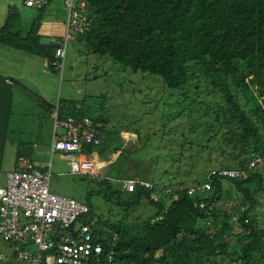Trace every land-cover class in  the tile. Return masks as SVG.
<instances>
[{
  "label": "trees",
  "instance_id": "1",
  "mask_svg": "<svg viewBox=\"0 0 264 264\" xmlns=\"http://www.w3.org/2000/svg\"><path fill=\"white\" fill-rule=\"evenodd\" d=\"M58 2L65 12L54 5ZM74 2L78 22L87 23L70 40L81 47L80 53L107 55L123 67L144 72V77L162 81L165 96L177 100L175 123L164 133L170 136L162 133L154 139L151 135L158 132L154 128L144 137L131 128L141 145L135 148L123 146L122 129L110 135L104 114L93 115L73 101L58 100L59 120L88 116L98 131L99 144H82L79 151L110 160L108 175L92 179L101 191L86 192L89 210L79 218L81 223L95 220L92 235L104 248L98 264H264V231L256 229L251 214L260 203L258 194L264 195V168L256 169L264 167V125L242 109L232 88L234 83L249 100L260 97L254 111L264 110V0ZM33 9L37 14L22 34L12 26L18 11L9 7L0 27V43L45 60L58 88L57 73L63 72L70 41L65 54L56 56L58 44L48 41L51 37L39 28L47 10L49 16L63 18L66 27L67 6L64 0H48ZM40 99L49 110L55 106ZM185 111L188 117L178 121ZM23 151L18 148L17 156L25 155ZM147 152L152 170H162L166 182L153 176L151 188L137 185L128 191L122 180L132 178L127 172L130 165L139 178L143 172L154 175L149 169L140 170L133 158L134 153ZM257 156L262 161L249 168ZM221 169L244 171L245 177L218 174ZM207 180L210 188L201 190ZM189 188H194L190 194ZM98 192L107 200L115 199L121 212L118 222L95 216L90 200ZM159 193L170 196V203L166 205ZM230 199L247 203L238 218L246 233L232 232V217L219 205ZM106 223L109 232L103 228ZM114 236L110 262L107 254Z\"/></svg>",
  "mask_w": 264,
  "mask_h": 264
},
{
  "label": "rangeland",
  "instance_id": "2",
  "mask_svg": "<svg viewBox=\"0 0 264 264\" xmlns=\"http://www.w3.org/2000/svg\"><path fill=\"white\" fill-rule=\"evenodd\" d=\"M54 5L60 6L62 11L65 12L59 2L54 3ZM15 7L18 11L19 17L13 19L12 26L20 29L21 33L24 34L29 28L28 25L30 20L37 14V11L24 6L23 3L18 4L17 6L15 5ZM51 8L54 7L51 6ZM46 12L48 13V10ZM58 17L55 16V20L53 21H48V17H45L41 22V27L39 28L40 33L46 34L57 40L64 37L66 31L65 20ZM75 35L76 33H72V38L68 39V42L72 40ZM48 41L50 40L48 39ZM52 43H54V39L52 40ZM58 43L60 42L58 41L56 45ZM0 45L12 48L1 43ZM12 49L15 50V48ZM80 50L81 47L74 41L69 42L63 72L61 75L60 73H57L60 82L58 84V99L62 98L67 101H73L76 106L84 107L93 115L104 114L107 118L108 125L106 130L110 131V135L114 133L112 131H116V128L128 130L133 128L136 129V134L147 137V133H152L154 128H156L158 132L155 135L150 134L152 138H154L153 136L159 138L162 136V133L163 137L170 136L169 134L166 135L164 133H166L168 128L175 123L172 119L176 116L174 109L177 104V100L173 97L168 98L165 96L166 93L163 92L165 86L162 84V81L152 77H144V72H135L128 67H123L114 62L107 55L99 56L90 52L80 53ZM2 53L3 52L0 53V63L6 58L5 55H1ZM27 60L28 57L23 59L24 65H28ZM70 66L73 67V71L69 70ZM27 69L30 70L31 75L37 71L36 66L31 68L28 65ZM232 88L236 93L237 102L242 109L257 123L260 122L264 125L263 108L260 107L259 112L254 111L256 103L261 104V98L258 97L257 99L249 100L234 86V83L232 84ZM19 101L24 105L21 107L17 106L14 116L10 118V120H13L14 118L17 119L12 123L9 122L10 124L7 131V137L17 138L19 143L17 150L18 148L23 149L24 151H27L32 158L44 161V163L50 162L51 175L49 180V191L57 195L71 197L81 202H85L86 192L89 189L90 191L95 190V192L99 190L101 191V188L97 185L96 180H90L84 175L73 174L70 170L71 167L69 160L59 156L60 154L62 155L61 151L51 153L49 147L47 146L40 148L34 146L33 143H36V139L32 133L45 134L46 126L53 123L54 120L47 113L44 104H40L37 99H33V102L32 99L29 102V99L27 98ZM11 109L13 110V107ZM186 109L187 106L185 107V110ZM187 111H192V109H188ZM184 115L185 116L183 118L179 117L178 121L184 122L185 117H188L186 111ZM160 127H164L163 132L159 131ZM61 132V128H59L57 132L58 136L56 137H59ZM50 134L51 131L49 133V137ZM136 134L131 131L124 132L121 136L123 146L127 148L141 146ZM13 149L14 148L11 147L5 148L6 152H9L8 155H5L6 160H9L13 156ZM115 156L116 155H110V158L114 159ZM133 158L139 162L141 168L140 170L149 169L154 174L152 175L150 173L143 172L141 174L142 177L140 178L143 180L146 179L145 181L151 183V185L154 183L150 180L153 176L160 183L166 182L167 177L163 175L162 170H158L155 173L152 170L153 164L150 162L151 154L149 152L145 154L134 153ZM96 160L100 163V174H98L97 178L100 179L105 175H108L106 171L109 160L108 158H98L97 156ZM262 168L264 167L258 166L256 169L261 170ZM127 172L132 174L130 177L139 178L138 175H134L135 170L133 165H130ZM125 179L126 178L123 180ZM112 185L117 186V183L112 182ZM233 193L234 192H232V194ZM159 195L162 197V200L166 205L170 203V196L166 197L160 193ZM258 199L260 200V203L256 208H253L254 210H252L251 214L255 216L254 225L256 226V229L258 231L260 229L264 231V195L258 194ZM90 201H93V211L95 216L100 215L103 219H109V221L113 223H116L121 219L120 208L115 204V199L107 200L103 197L102 192H98L94 195V198H91ZM245 204L247 203L238 199H230L219 204L221 205V209L230 213L233 225L232 232L234 234L242 232L246 233L238 222L241 212L246 208ZM103 228L107 232L110 231L107 227V223L103 226ZM10 251L11 249L9 243L0 236V253L4 255L3 258H6L7 255L10 254ZM262 253H264V251ZM229 258L230 257H228V259ZM3 260L0 264L5 263ZM226 262L227 260L223 261V263Z\"/></svg>",
  "mask_w": 264,
  "mask_h": 264
},
{
  "label": "built area",
  "instance_id": "3",
  "mask_svg": "<svg viewBox=\"0 0 264 264\" xmlns=\"http://www.w3.org/2000/svg\"><path fill=\"white\" fill-rule=\"evenodd\" d=\"M75 0H64L67 6L66 33L55 50L56 56H63L68 39L72 33L81 31L86 22H78V8ZM24 6L36 8L48 0H22ZM83 3H80L82 6ZM55 127L61 128L58 138H54L50 152L61 151L62 158L70 162L73 174L94 178L100 173L97 154L80 152L82 144H99L98 131L93 121L84 116L82 119L67 117L59 120L53 112ZM97 125V124H96ZM58 128V129H59ZM261 161L255 157L249 168ZM51 164L36 163L30 158L19 156L15 167L5 173V184L0 186V236L9 243L13 264H98L104 253L103 243L95 242L92 224L81 223L79 218L88 213L86 203L54 194L49 191ZM212 171L211 174H214ZM218 174L231 178L245 177L244 171L221 169ZM210 176V174H209ZM209 178V177H208ZM137 185L152 187L151 183L140 178L123 180V187L133 190ZM207 180L200 186L209 189ZM194 188H189L190 194ZM203 206V204H201ZM107 254L113 261V245ZM4 257L0 254V260Z\"/></svg>",
  "mask_w": 264,
  "mask_h": 264
},
{
  "label": "crops",
  "instance_id": "4",
  "mask_svg": "<svg viewBox=\"0 0 264 264\" xmlns=\"http://www.w3.org/2000/svg\"><path fill=\"white\" fill-rule=\"evenodd\" d=\"M22 3V0H0V27L4 24L9 7L12 5L17 6L18 4ZM46 14L48 21L55 20L53 15H50L49 17L48 13ZM53 39V44H56L58 42L57 39L51 37L49 40L52 41ZM1 52H3L1 55H5L6 58L0 63V186L4 185L5 183V172L14 168L17 158V147L19 146V143L16 137L8 138L7 131L10 124L9 122L12 123L17 119L14 118L13 120H10V118L14 116L17 106L21 107L24 105L19 100L27 98L29 99V102L31 99L33 102V99H37L41 104L40 100L42 101V99L40 98H43V100H45L51 106L56 104L51 110L45 106L47 113L51 116V118H53V120V112L57 109L56 107L59 100L58 88L56 86V75L48 68L47 62L45 60L39 56L28 54L18 49L13 50L12 48L3 47V45H0V53ZM27 57L28 65L31 68L35 66L37 67L36 73L32 75L30 70L27 69L28 65H24L23 63V59ZM12 107L13 110L11 109ZM105 126L107 127L108 125L106 124ZM58 128L59 127H55L54 120L53 123H50L46 126L45 134L32 133L36 139V143H33L34 146L37 148L47 146L51 150L53 139L58 138L56 137L58 136ZM122 130L123 132L121 133V136L124 132H130L127 129ZM50 131L51 134L49 137ZM6 147L14 148V154L9 160L5 159V155L9 154V152H6L5 150ZM23 153L28 158L37 163H44V161H39L35 158H32L27 153V151H23ZM59 156L62 158L61 154ZM2 260L5 262L4 264H13L11 259V251L10 254H8L6 258H2L0 262Z\"/></svg>",
  "mask_w": 264,
  "mask_h": 264
},
{
  "label": "clouds",
  "instance_id": "5",
  "mask_svg": "<svg viewBox=\"0 0 264 264\" xmlns=\"http://www.w3.org/2000/svg\"><path fill=\"white\" fill-rule=\"evenodd\" d=\"M96 154H97V153H96ZM21 156H25V157H27L26 155H21ZM17 157H19V156H17ZM97 157L99 158V155H98V154H97ZM257 157H260V156H257ZM260 158H261V157H260ZM16 159H17V158H16ZM251 160H252V159H251ZM251 160H250V161H251ZM32 161H33V160H32ZM109 161H110V160H109ZM261 161H262V158H261ZM261 161H260V162H261ZM15 162H16V161H15ZM33 162H35V161H33ZM260 162H258V163H260ZM36 163H37V162H36ZM40 164H41V163H40ZM14 167H15V166H14ZM13 169H14V168H13ZM11 170H12V169H11ZM6 172H7V171H6ZM6 172H5V173H6ZM99 174H100V173H99ZM80 175H82V174H80ZM85 176L92 180V179H95V177H97L98 175L95 176L94 178H90V177L87 176V175H85ZM126 179H128V178H126ZM122 182H123V181H122ZM4 184H5V183H4ZM113 240H114V239H113Z\"/></svg>",
  "mask_w": 264,
  "mask_h": 264
}]
</instances>
